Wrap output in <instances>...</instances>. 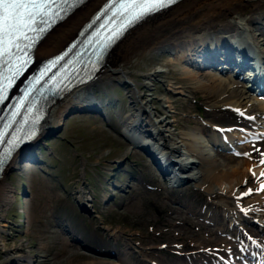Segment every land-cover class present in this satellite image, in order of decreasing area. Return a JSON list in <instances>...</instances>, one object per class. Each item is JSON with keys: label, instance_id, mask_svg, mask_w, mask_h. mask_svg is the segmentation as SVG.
<instances>
[{"label": "rangeland", "instance_id": "rangeland-1", "mask_svg": "<svg viewBox=\"0 0 264 264\" xmlns=\"http://www.w3.org/2000/svg\"><path fill=\"white\" fill-rule=\"evenodd\" d=\"M213 3L218 4L215 10L232 9L238 0ZM242 7L234 8V12L245 11V6ZM259 11L264 14V1ZM194 23L187 22L186 25ZM158 25V22L153 24L151 34ZM150 38L146 40L149 44L157 42ZM179 40L174 39L169 44L165 40L163 44L168 48L157 46L140 53L128 69L130 78L104 83L93 99L89 96V100H93H90L91 105L97 103L95 109L84 104L69 106L56 123L43 126L42 136L35 147L32 144L23 157L14 156L4 173L5 190L0 196V264H118L121 259H126L121 264H147L141 259L154 258L156 252H162L155 257L161 264H175L178 260H171L176 255L172 257L168 253L173 242L183 245L194 241L200 243L197 240L206 237L200 245L224 246L219 242L220 238L208 232V228L212 231L210 226H214L204 222L200 214L197 217L195 209L185 203L188 198L196 199L200 207L207 204L206 195L193 189L192 182L184 181L174 186L167 179L170 174L163 179L149 159L125 141L124 137L128 135L121 131L125 123L133 122L136 117L132 115L135 109L131 107L135 90L140 95L138 105L144 107L147 103L152 107L151 110L156 112L152 116L163 118L160 123L168 115V126H174L175 132H188L203 123L239 121L237 115L213 107V96L208 97L206 91L197 87L208 83L210 77L206 72L230 76L247 84L235 75L236 68L206 59L205 62L214 65L224 64L211 66L201 56L196 59L187 57L182 60L186 63L178 61L172 57L174 53L170 49ZM165 49L168 51L164 52ZM122 67L123 63L119 68ZM188 72L195 74L198 80L187 79ZM126 80L135 86L117 84ZM166 109L171 114L166 113ZM253 111L257 113L255 109ZM142 126L147 128V125ZM199 128L202 134L203 130ZM204 129L208 133L209 128ZM136 144L138 142H134ZM262 145L264 132L262 139L252 144L253 150ZM218 149L220 155H224L231 153L233 146ZM241 154L239 157L246 156V153ZM253 155L257 161H264V157ZM115 160L122 162L117 169ZM82 194L90 198L86 202L89 209L83 213L78 212L76 206V200L83 199ZM98 221L115 227L117 231L120 225V235L128 243L131 244L133 239L148 249L141 251L142 254L122 251L127 244L108 239V232L103 231L102 226L98 227ZM223 225L226 227V223ZM204 229L207 236H201ZM219 230L216 231L222 235ZM160 241L167 243V252L156 246ZM187 249L192 247L187 246ZM194 264H203V261L197 258Z\"/></svg>", "mask_w": 264, "mask_h": 264}, {"label": "bare ground", "instance_id": "bare-ground-1", "mask_svg": "<svg viewBox=\"0 0 264 264\" xmlns=\"http://www.w3.org/2000/svg\"><path fill=\"white\" fill-rule=\"evenodd\" d=\"M102 1L103 0H85L63 21L52 27L34 48L31 68H33L38 61L44 60L45 58L58 53L63 47L69 45L81 24L87 20L90 14ZM215 1L220 2L221 4L222 1L228 0H180L179 2L174 3L171 7L149 17H145L137 22L125 31L110 50L105 53L102 65L95 64L93 67H89V63L84 65L86 70L96 71L94 73V79L89 82V79H85L81 76L71 77L61 84L64 89L61 97L56 98L47 105H45L46 103L44 100V106L46 109L44 110L42 118V128L45 125L56 123L62 117L65 110L74 104H84L86 107H96L97 103L91 105L92 102L90 103V100L93 99L95 93L97 94L98 88L101 87L102 84L114 80L130 78L128 76V69L133 61L140 56V53L147 50L151 51L157 46L168 48V45L165 46L163 44V41L165 40L168 43L174 39H180L179 42L172 45V48L170 47V50H173L174 53L172 57H175L178 61L183 63H186V61L182 60L187 59V57L190 59H196L201 56L204 62L206 59L211 58L213 61L217 60L216 62H222L232 68H236L234 71L235 75L239 77V80L242 79L247 84H241L242 81H238V79L234 80L230 76L206 72V75L210 77L208 83H202L197 87L203 89L202 91H206L208 97L211 95L213 96L211 99L213 100V107H221L229 114L231 113L234 115H240L242 112L250 114L253 119L249 121L247 128L240 129L233 126L235 122L221 123L215 121L209 123V125L217 127L218 132L208 129V133H205L204 127L206 126L204 124H202L203 126L196 125L194 126L195 128L193 127L189 129L188 132H175L174 126H168L169 123L166 119L169 117L168 115H165V121L161 122L166 130L170 131L174 136L175 144L179 145L181 150L190 156L191 160H196L198 165L201 166V168H195L199 173L203 171L202 175L204 177L202 178V181L195 183L194 179L190 178L191 176H185L194 172L184 169L185 166L183 164H185V161L181 160V157H178L179 153L177 146V149L174 151L170 150L171 142L170 144L164 142L170 146L169 148H158L157 143L152 141L148 142V145L151 146L150 149L154 153L156 151L157 154H159L160 157H158V159L161 162H167L169 158L180 161V163H177L175 160H171L173 161V173L175 171V173L178 176H181V178L182 176L183 178H189V182H192L194 186H197L198 190L200 187H203L201 190L202 193L206 196L208 195L211 199L222 201L220 206L211 205L213 209L207 207L202 209L201 206H198V201L196 199L189 200L188 198L187 201H185L190 209H195L198 213L196 215L194 211L186 207L192 214L197 217H199L198 215L200 214L203 219L207 220L214 226V230H218L225 227L223 223H226L227 228L229 222L239 224L241 216L248 214L249 209L243 212L235 209L233 211L226 209L228 198L240 200L239 196L242 191H248L245 201H248L250 206L254 207L250 210H253L256 214L264 213V188L262 187L264 175H261V173H264V164L262 161H257L253 155L256 154L261 158L264 157V145L256 150H253L252 146V144L262 139V132H264V14L259 11V6L264 0H238V3L235 6H232V9L226 8L220 10L214 9L216 5H218L213 3ZM202 3L204 4L202 5ZM242 6H245V11L241 10L234 12V8L243 9ZM197 19L199 20L195 21V24L193 21ZM160 21H165V23L162 24ZM156 22H158L159 27L154 26L157 30L151 34L150 29ZM187 22H192L195 25H186ZM159 28L160 30H158ZM150 36V40L154 39L157 41L156 43L154 42L153 45L146 42ZM163 51L167 52L168 50L165 49ZM208 52L212 54L211 57L208 56ZM122 63L123 67L119 68ZM205 63L212 64L208 61ZM220 63L218 65L215 63V65L212 64L211 66L224 65ZM188 73L189 76L186 77L189 78L187 79L190 80L192 78L193 82L195 79L196 81L198 80L195 74H192L191 72ZM243 76L245 77L243 78ZM122 84H132V86H135L134 83L129 80L122 82ZM247 86H252L253 91L247 88ZM68 87L69 89L67 90ZM135 88L137 87H134V89ZM15 90L16 88L13 89L9 99L15 95ZM135 91L134 96L132 97L133 100L131 107H133L135 111L145 108L148 114L152 113V107L147 103L144 107L143 105H138V97H140V95H137L139 93H135ZM215 93H217L219 97ZM90 95V98L92 99L89 100ZM244 103L248 106L245 107V105H242ZM105 105L108 107V104ZM169 109H166L165 112H169ZM254 109L257 113H254ZM168 114H171V112ZM135 116L136 119L134 118L133 122H128V124L125 123L124 130L121 131L125 136L128 135L127 138L133 144L134 142H138L136 145H141V140L145 139V136L142 133L146 128H144V126H142L144 129L138 127L141 124V121L139 119L137 121V118H141V116L137 112ZM160 117L161 116H152L151 122L154 123L158 119H163H160ZM148 119L150 120V118ZM226 126L228 127L226 128ZM169 127H171V129ZM199 127L203 130L202 134L200 133L201 130ZM226 129H229V131H226ZM147 131L154 133V131H150L149 129H147ZM205 134H207V136H205ZM40 136L42 135H39L28 146L25 145L15 151L3 167L0 168V196L3 189L5 190V183L3 181L4 173L13 161L14 156H25L26 149L29 150L32 144L33 147H35L41 138ZM149 138L151 137H148V139ZM250 139L252 141H250ZM228 145L233 146L231 153L220 155L221 152L218 148ZM241 153H243V155L246 153V156L239 157L242 155ZM166 154H169V157ZM117 161L118 160H115V163H121L120 161ZM174 166H180L182 170L179 169L180 167L174 169ZM173 175L174 174L167 178L172 184L177 180ZM249 183H252L253 185H249ZM193 185H191V187H193ZM82 198L81 202H84L86 198L83 194ZM180 200H182V198H180ZM207 204L210 205L209 203ZM86 207H88V205H86ZM262 226L264 227L263 223ZM102 227L107 229L110 226L107 225ZM118 228H120L119 225ZM228 230L230 229L228 228ZM114 231H117L115 230V227ZM114 231H110V234ZM220 240L224 241L225 238H220ZM199 242L200 243L198 244L200 245L201 241ZM122 251L128 252L125 247ZM124 260L121 259L118 264L125 262ZM158 264L161 263L158 262ZM175 264L185 263L179 260V262Z\"/></svg>", "mask_w": 264, "mask_h": 264}, {"label": "snow or ice", "instance_id": "snow-or-ice-1", "mask_svg": "<svg viewBox=\"0 0 264 264\" xmlns=\"http://www.w3.org/2000/svg\"><path fill=\"white\" fill-rule=\"evenodd\" d=\"M82 2L83 0H0V104L7 99L9 89L28 62L25 58L27 54L21 53L26 48L33 47L48 30L42 25L50 27L55 18H63L61 12L67 13ZM174 3L176 0H121L117 13L124 17L125 22L112 30L105 47L118 38L128 26ZM30 33H36L37 36L33 37ZM21 41L31 43L22 47ZM55 63L56 61H53V65ZM44 74L42 72L41 76ZM28 95L29 91L26 90L25 97ZM20 106H23V101ZM18 114L13 113V116ZM4 135L5 133L0 131V142ZM11 143L15 147L16 142ZM9 153L10 150L0 154V165H3Z\"/></svg>", "mask_w": 264, "mask_h": 264}, {"label": "water", "instance_id": "water-1", "mask_svg": "<svg viewBox=\"0 0 264 264\" xmlns=\"http://www.w3.org/2000/svg\"><path fill=\"white\" fill-rule=\"evenodd\" d=\"M168 53H170V52H168ZM249 89L253 90V87L250 86ZM143 111L146 112V109H143ZM143 111H141V112H143ZM124 138H125V141H127V143H129L132 147H135L136 149L140 150L149 159L150 163L157 169V171L160 173L161 177L163 179H165V176L168 173H165L164 169L162 168V164H161L160 160L158 159L156 153H154L149 147H144L145 145L144 146L134 145L128 138H126V137H124ZM170 164H172V162H170ZM76 206L80 212H85L89 208V207H86L84 202H81L78 200H76ZM89 251H91L90 248H89ZM92 252H93V250H92Z\"/></svg>", "mask_w": 264, "mask_h": 264}]
</instances>
